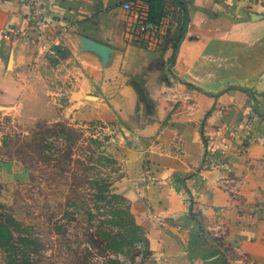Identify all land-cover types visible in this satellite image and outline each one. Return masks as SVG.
<instances>
[{"label": "crops", "instance_id": "0c3cea01", "mask_svg": "<svg viewBox=\"0 0 264 264\" xmlns=\"http://www.w3.org/2000/svg\"><path fill=\"white\" fill-rule=\"evenodd\" d=\"M125 4L157 35L139 38ZM49 95L55 119L121 121L142 142L112 191L130 201L150 264H264V5L0 0V108Z\"/></svg>", "mask_w": 264, "mask_h": 264}, {"label": "rangeland", "instance_id": "374dc122", "mask_svg": "<svg viewBox=\"0 0 264 264\" xmlns=\"http://www.w3.org/2000/svg\"><path fill=\"white\" fill-rule=\"evenodd\" d=\"M52 100L0 108V264H150L130 201L112 191L142 142L121 121L55 119Z\"/></svg>", "mask_w": 264, "mask_h": 264}, {"label": "built area", "instance_id": "2783aa9c", "mask_svg": "<svg viewBox=\"0 0 264 264\" xmlns=\"http://www.w3.org/2000/svg\"><path fill=\"white\" fill-rule=\"evenodd\" d=\"M43 1V0H41ZM240 2L245 8L253 9L257 8L259 6L264 5V0H236ZM34 3H28L27 6H31ZM33 8V16L35 17V26H36V33L38 36L42 35V30L44 29L45 21L38 17L40 15V9L37 7V9L32 6ZM124 8L126 11L130 12L133 15L137 16V23L135 27V33L136 35L141 39H147L150 38L152 35H157L158 32V26L155 25L153 22L148 21L147 19L143 18L144 13L140 11L138 7H133L131 4H125Z\"/></svg>", "mask_w": 264, "mask_h": 264}]
</instances>
